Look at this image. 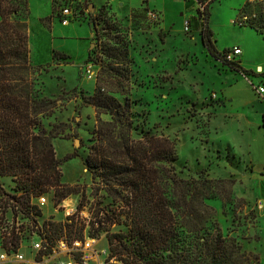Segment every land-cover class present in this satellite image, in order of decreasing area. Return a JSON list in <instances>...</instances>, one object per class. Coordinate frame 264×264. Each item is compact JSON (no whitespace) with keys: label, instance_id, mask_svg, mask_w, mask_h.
<instances>
[{"label":"rangeland","instance_id":"374dc122","mask_svg":"<svg viewBox=\"0 0 264 264\" xmlns=\"http://www.w3.org/2000/svg\"><path fill=\"white\" fill-rule=\"evenodd\" d=\"M29 2L30 63L41 72L38 79L44 94L55 101L54 114L43 123L57 134L53 143L61 183L74 190L68 196L78 197L88 209V217L77 215L76 233L80 236L89 220L99 215V207L111 203L99 190V178H93L85 165L98 116L112 119L104 110L97 115L95 101L98 88H103L101 93L115 102L129 101L133 138L163 136L175 143L174 165L181 178H197L204 171L202 176L223 181L220 196L226 198L210 201L215 220L225 236L258 256L256 264H264V96L255 90L264 86V30L239 26L240 9L247 0H214L208 6L217 50L234 46L243 50L237 57L238 71L204 48L198 4L193 1L150 0L152 8H148L159 15L158 21L150 22L145 15L147 0H65L84 14L67 25L53 14L55 4L50 0ZM256 11L262 28L264 8ZM94 17L99 20V41L89 24ZM188 19L191 25L186 32ZM92 44L93 48L99 44L92 56L96 80L84 74ZM101 46L118 52L125 47L127 55L112 59ZM1 183L0 197H4L1 192L17 191L11 178ZM219 187L215 183L216 191ZM46 194L55 196V191L51 188ZM110 230L128 233L116 224ZM109 255L108 239L102 233L99 261L121 264L114 258L107 261Z\"/></svg>","mask_w":264,"mask_h":264},{"label":"trees","instance_id":"16d2710c","mask_svg":"<svg viewBox=\"0 0 264 264\" xmlns=\"http://www.w3.org/2000/svg\"><path fill=\"white\" fill-rule=\"evenodd\" d=\"M213 1L205 6L203 18L198 11L203 19L202 44L213 58L238 71L241 67L237 61L224 60L226 50L218 51L212 40L208 6ZM53 3V14L60 18L58 8L69 4L65 0ZM73 9L80 20L84 14L76 6ZM243 11L251 12L247 2L240 13ZM29 15L28 0H0V189L1 180L11 178L16 189L24 192L23 197L53 188L59 203L74 190L60 181V161L53 143L57 134L54 127L48 131L43 123L54 114L55 101L44 94L38 79L41 72L30 63ZM258 23L252 20L249 26L264 30ZM89 24L99 41V20L89 18ZM120 42L125 45L124 40ZM97 50L99 44L89 50L86 62ZM101 51L115 60L127 55L125 47L118 52L101 46ZM59 57L68 58L64 54ZM102 90L98 88L95 101L97 115L104 110L112 119L103 121L98 116L85 165L93 178H99V190L103 189L111 200L109 205L99 207V229L89 232L91 237L106 233L110 252L107 261L256 264L258 256L246 252L235 238L225 236L215 220L210 201L226 198L220 196L223 181L202 176L204 171L197 178H181L174 165L178 159L175 143L163 136L133 138L129 101L122 105L103 95ZM215 183L220 184V190H215ZM113 224L126 227L128 233H112Z\"/></svg>","mask_w":264,"mask_h":264},{"label":"built area","instance_id":"2783aa9c","mask_svg":"<svg viewBox=\"0 0 264 264\" xmlns=\"http://www.w3.org/2000/svg\"><path fill=\"white\" fill-rule=\"evenodd\" d=\"M184 1L197 3L201 18L210 2ZM247 3L251 12L239 13L237 22L241 27L249 25L252 20L257 21V8H264V0H247ZM58 13L65 25L79 18V13L71 5L59 7ZM158 16L154 10L146 12L150 22L158 21ZM185 30H190V19L185 22ZM240 54L241 49L233 47L224 52L223 58L232 62ZM94 66L92 59L85 63L84 74L89 80L97 78ZM255 90L259 96H264V86ZM1 194L4 197H0V264H103L99 261V234L94 237L89 234L90 230L99 229V215L95 221L89 220L80 236L76 233L77 215L82 213L88 217L87 206L78 197L67 196L57 203L55 196L46 193L30 197H23L24 192L19 190ZM66 201L69 205H65ZM59 214L61 218L57 219Z\"/></svg>","mask_w":264,"mask_h":264},{"label":"crops","instance_id":"0c3cea01","mask_svg":"<svg viewBox=\"0 0 264 264\" xmlns=\"http://www.w3.org/2000/svg\"><path fill=\"white\" fill-rule=\"evenodd\" d=\"M50 1L52 2V0H50ZM213 2H214V1H213ZM213 2H211L210 7H211V5H212ZM148 6L152 8L151 3H150V0H147V5L144 6V7L146 8V10L149 9ZM28 7H29V10H30L31 5H30L29 0H28ZM154 7H155V6H154ZM241 8H242V6H241ZM30 14H31V11H30ZM29 16H30V15H29ZM43 18H44V16H43L42 18H39V19H43ZM41 21H42V20H41ZM257 22H259L258 24L261 23V21H260L259 19L257 20ZM190 25H191V20H190ZM189 31H190V30H189ZM234 47H239V48L241 49L240 46H234ZM218 50H219V49H218ZM219 51H221V50H219ZM242 54H243V50L241 49V54H240L239 56H241ZM239 56H237V57H239ZM237 57H236L235 61H238ZM241 62H242V61H241ZM241 64H242V63H241ZM242 65H243V64H242ZM258 68H259L258 70L261 69L260 66H258Z\"/></svg>","mask_w":264,"mask_h":264},{"label":"water","instance_id":"95a60500","mask_svg":"<svg viewBox=\"0 0 264 264\" xmlns=\"http://www.w3.org/2000/svg\"><path fill=\"white\" fill-rule=\"evenodd\" d=\"M91 8H94V7L91 5ZM93 46H94V44L91 45V48H93ZM75 145H76V147H78V145H79L78 139L75 140Z\"/></svg>","mask_w":264,"mask_h":264},{"label":"bare ground","instance_id":"6f19581e","mask_svg":"<svg viewBox=\"0 0 264 264\" xmlns=\"http://www.w3.org/2000/svg\"><path fill=\"white\" fill-rule=\"evenodd\" d=\"M65 205H69V202H68V201H66V202H65Z\"/></svg>","mask_w":264,"mask_h":264}]
</instances>
